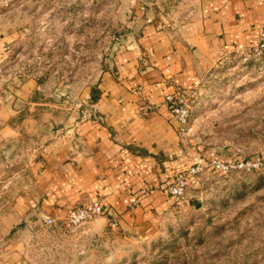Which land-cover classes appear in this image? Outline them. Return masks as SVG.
Returning a JSON list of instances; mask_svg holds the SVG:
<instances>
[{"label": "rangeland", "instance_id": "1", "mask_svg": "<svg viewBox=\"0 0 264 264\" xmlns=\"http://www.w3.org/2000/svg\"><path fill=\"white\" fill-rule=\"evenodd\" d=\"M140 1L0 0V104L13 112L1 124L0 264H264V55L249 47L203 63L184 90L191 111L181 139L192 156L160 184L167 205L144 202L149 188L129 215L104 205L72 223L70 212L94 200L63 215L43 203L44 179L57 177L45 154L81 120L99 118L94 99L128 35L138 37L145 19L168 27L190 3L142 0L149 7L138 12ZM192 166L198 173L174 198L169 184Z\"/></svg>", "mask_w": 264, "mask_h": 264}, {"label": "crops", "instance_id": "2", "mask_svg": "<svg viewBox=\"0 0 264 264\" xmlns=\"http://www.w3.org/2000/svg\"><path fill=\"white\" fill-rule=\"evenodd\" d=\"M141 1L138 12L149 7ZM185 10L168 27L145 19L138 37L128 35L94 99L99 118L78 123L70 138L76 146L60 138L51 144L44 163L57 177L44 179L43 203L56 206V213L99 199L129 215L127 206L149 188L144 202L167 205L160 184L185 169L192 155L164 94L194 87L203 63L223 50L255 45L264 27V0H190ZM12 115L0 104V140L2 118Z\"/></svg>", "mask_w": 264, "mask_h": 264}, {"label": "built area", "instance_id": "3", "mask_svg": "<svg viewBox=\"0 0 264 264\" xmlns=\"http://www.w3.org/2000/svg\"><path fill=\"white\" fill-rule=\"evenodd\" d=\"M248 49V54L264 55V27L260 30L259 41ZM163 98L164 102L168 105L170 113L176 118L181 128H183L189 121L191 111V105L187 95L183 90L175 89L165 93ZM199 169V166H192L186 172L176 173L168 186V193L176 199L183 198L189 186V179L198 173ZM104 212L105 208L103 203L96 200L83 208L71 211L68 221L78 223L101 215ZM54 221L50 216L45 217V222L48 225H51Z\"/></svg>", "mask_w": 264, "mask_h": 264}]
</instances>
